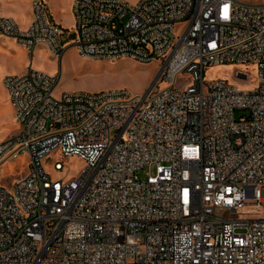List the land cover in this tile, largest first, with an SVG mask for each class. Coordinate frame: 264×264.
I'll return each mask as SVG.
<instances>
[{
    "label": "built area",
    "instance_id": "2783aa9c",
    "mask_svg": "<svg viewBox=\"0 0 264 264\" xmlns=\"http://www.w3.org/2000/svg\"><path fill=\"white\" fill-rule=\"evenodd\" d=\"M30 6L23 28L0 15V35L60 56L63 28L44 0ZM71 11L79 53L158 70L142 93L58 98L57 75H2L17 128L0 141V264H264V215L233 216L264 210V0H72ZM230 63L253 66L255 85L204 78ZM54 153L84 167L54 177L46 163L65 168ZM22 155L25 171L3 178Z\"/></svg>",
    "mask_w": 264,
    "mask_h": 264
},
{
    "label": "rangeland",
    "instance_id": "374dc122",
    "mask_svg": "<svg viewBox=\"0 0 264 264\" xmlns=\"http://www.w3.org/2000/svg\"><path fill=\"white\" fill-rule=\"evenodd\" d=\"M58 3V9L64 11V18L60 20L63 28L61 36V44L66 46L60 56H53L47 48L40 47L31 53L22 49L13 39L8 40L12 52L8 58H0V141L11 135L15 129L12 106L7 98L6 90L1 82V77L6 73H22L24 68L28 66L38 70H42L50 75L59 77L58 83L53 90L54 97L58 98L65 91H97L104 89L126 88L131 93H142L152 82L155 73L158 70L159 60L155 59L149 62H140L128 57L107 60L103 58H92L82 55L73 45V37L71 36L74 19L71 11L70 15L66 11V0H55ZM134 2L136 0H127ZM261 1V0H254ZM48 9L50 7V0ZM52 9V8H51ZM50 12V10H49ZM55 15V14H54ZM125 18V17H124ZM59 24V25H60ZM1 37H6L0 35ZM245 68L250 72V77L246 80H237L233 76V71L238 68ZM256 70L253 66L237 65V64H218L211 65L204 69V78H227L232 82H240L241 88H252L255 85L254 75ZM165 83L160 82L159 86ZM244 110H235L238 116ZM65 164L62 171H55L52 164L46 163L45 167L54 177L73 178L78 175L84 167V162L77 156H63L54 153ZM26 157L24 155L8 160L3 163L1 173L3 178L8 176H17L25 171ZM140 175L144 172L141 170ZM264 215V210L256 208L253 203H244L242 208L233 213L237 217H256Z\"/></svg>",
    "mask_w": 264,
    "mask_h": 264
},
{
    "label": "crops",
    "instance_id": "0c3cea01",
    "mask_svg": "<svg viewBox=\"0 0 264 264\" xmlns=\"http://www.w3.org/2000/svg\"><path fill=\"white\" fill-rule=\"evenodd\" d=\"M44 1L46 3L47 12H48L50 19L55 21L56 23L60 24V20L64 18L65 12L60 11V9H58L59 5H58L57 1L50 0V7L52 9L51 8L48 9V5H47L48 2H47V0H44ZM70 1L71 0L64 1V2H66L65 3L67 5L66 11L68 12L69 15H70ZM49 10H50V12H49ZM0 15L11 16L16 20V22L18 23V25L20 27H22V28L26 27L28 25V23L30 22V19H31L30 0H0ZM60 26H61V24H60ZM10 39H12V38L7 37V36L6 37L0 36V58H8L9 54L12 52V50L10 48V43H8V40L10 41ZM16 44H18V43L16 42ZM18 45H20V44H18ZM20 47L22 49H24V47H22L21 45H20ZM40 47L46 48L44 45L39 44L33 48L32 52L34 50L40 48ZM23 70H26V68H24ZM22 72H24V71H22ZM14 122H15V120H14ZM15 124H16V122H15ZM16 128H17V125L15 126V129H13L12 132L16 131Z\"/></svg>",
    "mask_w": 264,
    "mask_h": 264
}]
</instances>
